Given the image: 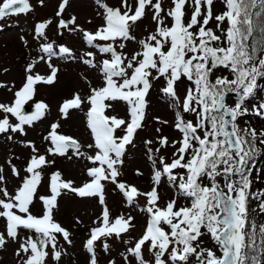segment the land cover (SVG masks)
I'll use <instances>...</instances> for the list:
<instances>
[{"label":"snow or ice","instance_id":"6c2138e0","mask_svg":"<svg viewBox=\"0 0 264 264\" xmlns=\"http://www.w3.org/2000/svg\"><path fill=\"white\" fill-rule=\"evenodd\" d=\"M68 2L61 0L56 17H62ZM39 3L44 6V0ZM95 3L103 9L104 20L95 32L80 28L75 16L67 20L60 18L57 25L70 32H81L87 45L109 56L99 61L85 59V56L93 57V52L89 51L80 57L84 64L99 68L103 86L92 87L86 97L76 93L59 107L61 118L67 119L70 110H82L85 103L89 105L86 128L93 142L86 147L91 151H82L84 146L79 140L60 133L58 121L51 123V130L43 137L51 145L46 150L48 154L66 156L71 150L77 157L86 156L94 165L86 170L90 180L76 187L73 181L63 180L62 174L56 171L49 177L50 195H39V186L46 175L43 168L54 161L47 160L33 142L28 141L33 154L23 169L25 175L20 184L14 193L0 187V218L6 221L5 231H0V250L13 241L18 244L15 255L20 258L19 264H47L49 256L58 262L64 251L59 247L57 234L68 244L73 241L70 233L54 220V210L58 207V197L69 191L80 198L98 197L100 205L104 206L98 218L99 226L89 230L83 244L89 254L88 264H98V241H102L103 250L109 252L110 238L129 244L122 234L130 235L135 229V218L131 215L111 218L104 194L108 182L130 206L139 207L137 198L141 196L147 201L142 209L148 215L147 223L142 235L122 254L126 264H130L129 255L135 264H190L192 258L194 264H264V223H258L254 215L257 212L264 215V190L251 191L250 178L256 157L262 152L258 144L264 145V130L241 128L238 123L239 118L250 111L246 102L264 92V84L260 83L264 80V0H224L225 11L215 16L214 0H171L167 10L162 7V0H134L133 3L122 0V8L110 7L103 0H95ZM149 8L156 28L146 37L137 39L132 29ZM188 8H191L190 19L187 18ZM30 11L29 0L0 2V19ZM168 18L170 25L166 23ZM213 19L217 22L215 30L209 27ZM45 28L46 23H38L36 32L44 35ZM126 41L136 42L140 50L130 57L117 51V46L121 50L126 47ZM42 49L49 57L74 58L72 50L64 45L59 46L58 53L51 43L44 44ZM34 67L35 62L27 65L25 82L14 92V99L10 103L0 102V113H3L0 134L26 135L25 125L31 127L45 117L49 105L43 101L35 102L31 113L23 109L33 99L38 83L55 82L58 69L49 63L50 74L44 76L31 74ZM220 68L227 70L232 78L221 75L213 80L212 76ZM161 77L165 80L161 91L175 109L174 127L182 137L171 141L175 151L170 162L164 156L158 159L156 156L169 145L167 137L162 134L158 137L159 148L155 151L150 147L152 140L144 141L149 146L147 159L152 165V187L142 192L118 178L126 147L134 143L135 134L143 127L146 97L152 81ZM181 78L194 85L187 89L182 101L176 91ZM0 87L8 86L0 83ZM229 94L235 98L234 106L226 102ZM106 101L126 103L129 118L106 115L105 110L112 107ZM251 111L264 118V99L253 104ZM183 113L195 114V122L185 120ZM9 114L18 122L13 124ZM155 119L161 122L159 117ZM118 131L123 134L117 135ZM156 131L161 132L159 128ZM7 138L10 140L12 136ZM8 163L11 165L10 160ZM178 169L183 171H174ZM11 172L13 177H20L15 165H11ZM137 175L142 173L137 170ZM162 177H167L170 186L176 189L177 198L190 200V205L177 207V198H173L161 207L158 185ZM205 180L208 182L204 183ZM5 183L0 167V185ZM37 197L43 206L39 216L32 214L30 208ZM250 201H257L256 207H250ZM20 229L32 234L21 239ZM205 234L221 255L201 246ZM145 248L151 260L144 258ZM109 264L116 262L111 260Z\"/></svg>","mask_w":264,"mask_h":264},{"label":"rangeland","instance_id":"374dc122","mask_svg":"<svg viewBox=\"0 0 264 264\" xmlns=\"http://www.w3.org/2000/svg\"><path fill=\"white\" fill-rule=\"evenodd\" d=\"M29 2L32 6V11L0 19V83L8 86L0 87V102L10 103L14 99V92L22 87L25 82L26 75L28 74L25 71L27 65L35 62V67L31 73L33 75L36 73L44 76L50 74L49 63L56 67L58 72L53 84L38 83L35 86L36 90L33 99L27 102L23 109L25 113H31L35 102L43 101L49 105L45 117L40 121L34 122V125L31 127L25 125L26 135L11 132L0 134V167L3 168V175L6 178V183L0 185V187H7L10 193H14L15 188L20 184L25 175L23 169L33 154L31 146L27 144L28 141H31L40 154L45 155L47 160L54 161V163L43 168L46 175L38 189L39 195L47 196L50 195L48 184L50 174L53 172L59 171L62 174L61 178L63 180L73 181L76 187L82 186L90 178L87 176L86 170L89 166H93V164L87 160L86 156L77 157L72 154L71 150L66 156L48 154L46 150L51 145L43 137L51 130V123L58 121L61 125L58 129L60 133L70 135L79 140L84 146L81 149L82 151L86 153L91 151L86 147L87 144L93 142L90 132L86 128V112L89 105L85 103L82 110H70V115L67 119L61 118L59 107L63 100L72 98L76 93H79L82 97H86L90 94L92 87L103 86V76L99 68H93L84 64L80 57L89 51L93 52V57L85 56V59L99 61L109 58V56L108 54H101L98 49L87 45L81 32H70L67 29L57 27L60 18L67 20L75 16L76 23L80 28L89 32H95L104 23L102 18L103 9L98 7L95 0H69L65 11L62 13V17H56L55 15L61 0H44V6L40 5L39 0H29ZM103 2L113 8H122V0H103ZM133 2L134 0H129V3ZM215 4L216 0H214L212 6L213 16L225 11L224 2H220L217 6ZM170 6L171 0H162V7L165 10ZM98 12L101 15H97ZM146 12V16L132 29V35L137 39L146 37L156 28V23L151 20V9H147ZM186 12L187 18L190 19L191 8H188ZM49 20H51V23H47ZM38 23H46L44 35H39L36 32V25ZM166 23L170 25L171 19H166ZM216 23L215 19H213L209 27L215 30ZM223 26L226 28L227 23L225 22ZM217 34H220L219 31H217ZM48 43L53 44V48L57 53L60 45L69 47L72 50L74 58H64L60 55L49 57L42 49V46ZM125 43L126 47L121 50L117 46V51H123L130 57L135 51L140 50L139 45L134 41H126ZM153 75H156L155 71H153ZM221 75L228 76L229 79L232 78L227 70L220 68L212 76V79L215 80L216 76ZM260 83L264 84V80H261ZM12 85L15 87L12 88ZM164 85L165 80L163 77L152 81V87L146 97L148 103L143 127L135 134L134 143L126 147V153L122 157L124 163L120 166L121 175L118 179L126 182L128 185L136 186L142 192H147L152 187V165L147 159V148L149 146H146L144 141L152 140L153 143L150 147L155 151V149L159 148L158 137L161 134L167 137L169 145L167 148L157 152L156 156L157 159L159 156H164L170 162L173 158L172 154L175 151L171 141L180 140L182 137V134L174 127L175 109L170 107V99L165 97L161 91ZM189 87H194V85H191L186 78H181L177 82L176 91L181 101ZM9 88H12V90L10 91ZM262 99H264V92H259L256 98L246 102V106L250 111L242 118H239L238 123L241 128L251 127L255 128L257 132L264 130V118L254 115L251 111L253 104H258ZM226 102L230 106H234L235 99H228ZM106 103L112 104L111 108L105 110L106 115L112 116L118 114L121 118H129L126 103L122 101H106ZM2 117L3 113H0V118ZM156 117H159L161 122H157ZM9 118L13 124L18 122L10 114ZM183 118L195 122V114L193 113H183ZM163 121H167L168 123L164 124L162 123ZM157 128L161 130L160 133H157ZM116 134L122 135L123 133L118 131ZM9 135L12 136L10 140L7 138ZM258 147L262 149L258 157L259 165L254 167L253 175L250 177L252 180L251 191L253 192L264 190V145L258 144ZM69 156H71V159L68 158ZM9 160L11 161V165H15L20 170L19 178L12 176L11 165L8 163ZM137 170L142 175H137ZM174 171L179 173L183 170L178 169ZM221 183H223L222 179ZM158 193L161 207L169 200L177 198L176 189L170 186L167 177H162L158 185ZM104 194L105 203L110 211L111 218L114 219L121 214L125 216L131 215L135 218V229L130 235L122 234L123 239L128 240L129 244H124L115 237L110 238L108 240L110 244L109 252H105L102 248V241H98L96 245L98 264H109L111 260H114L116 264H126L122 254H126V249L132 246L134 241L144 231L148 215L142 209L147 201L141 196L137 198L139 207L130 206L122 194L115 189V186L108 182L105 183ZM190 203V200L178 197L176 206L182 207L190 205ZM256 204L257 201H250V207H256ZM42 207V203L37 197L30 206L32 214L42 215ZM103 207L100 205L98 197L80 198L71 192L63 193L58 197V207L54 210V220L70 233L73 242L72 244H68L61 235L57 234L59 247L63 249L64 254L58 262L53 261L49 256L47 264H88L89 254L84 249L83 244L88 237L89 230L100 222L98 218L101 216ZM254 215L258 223H264V215L258 212ZM5 228L6 221L0 218V231H5ZM30 234L32 233H29L27 230H19L21 239L27 238ZM201 246L212 249L216 252L217 256L221 255L218 247L208 234H205L201 238ZM17 247V243L9 241L6 248L0 250V264H19L20 258L15 255ZM143 251L144 258L151 260L152 257L147 248ZM129 261L130 264H135L134 258L130 255ZM190 264H194V258H192Z\"/></svg>","mask_w":264,"mask_h":264},{"label":"trees","instance_id":"16d2710c","mask_svg":"<svg viewBox=\"0 0 264 264\" xmlns=\"http://www.w3.org/2000/svg\"><path fill=\"white\" fill-rule=\"evenodd\" d=\"M220 2H224V0H216V4L215 6H217ZM250 43H251V39H250ZM208 181L205 180L204 183H207Z\"/></svg>","mask_w":264,"mask_h":264},{"label":"water","instance_id":"95a60500","mask_svg":"<svg viewBox=\"0 0 264 264\" xmlns=\"http://www.w3.org/2000/svg\"><path fill=\"white\" fill-rule=\"evenodd\" d=\"M229 97H234L232 94H229Z\"/></svg>","mask_w":264,"mask_h":264}]
</instances>
